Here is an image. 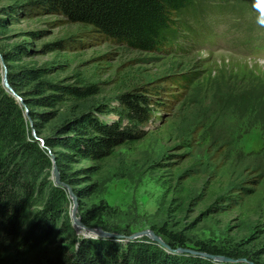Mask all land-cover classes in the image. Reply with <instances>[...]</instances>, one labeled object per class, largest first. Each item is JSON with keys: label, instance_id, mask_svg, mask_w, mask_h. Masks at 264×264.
<instances>
[{"label": "trees", "instance_id": "1", "mask_svg": "<svg viewBox=\"0 0 264 264\" xmlns=\"http://www.w3.org/2000/svg\"><path fill=\"white\" fill-rule=\"evenodd\" d=\"M211 1L24 0L1 7L0 27L17 21L18 16L58 14L66 22L78 24L83 29L82 34L114 42L126 49L171 55L180 41L179 31H186L188 37L190 33L201 32L193 23ZM261 24L253 16L248 23L255 28ZM68 42L69 39L51 41L43 44L41 50H57ZM28 49L25 42L9 50L0 48L7 81L23 99L29 113L26 116L23 105L7 94L1 84L0 71V264H247L168 252L146 238L123 242L78 237L77 241L67 211V193L50 179V153L55 157L61 180L71 185L78 195L81 189L77 187L79 181L75 175L87 169L73 171L70 164L81 160H105L116 148L134 143L144 135V127L159 117L155 116L157 107L173 109L176 104L171 126L176 145L185 152L184 157L197 159L195 155L201 153L200 172L206 171L208 176L212 173L215 178L218 168L235 169L246 162L234 187L219 194L207 213L222 209L220 206L226 204L232 206L246 192L248 183H255L253 175L264 174V71L249 69L239 75V72L219 66L214 71L168 73L160 80L143 77L132 88L116 94V105L72 111L55 122L58 109L66 101L97 95L99 88L95 83H63L44 78L45 74L53 73L48 72L51 68L30 65L15 68L9 64L17 53L25 55ZM172 83L180 85V90L169 94L172 100L164 99L162 91H169L166 86ZM36 107L42 110H34ZM107 112H115L118 118L111 121L102 118ZM230 120L232 124L227 123ZM241 121L245 127L260 126L263 146L259 151L245 153L237 148L239 134L234 125ZM33 131L44 145L32 135ZM182 174L188 178L195 172L186 169ZM105 212L103 205H94L81 212V222L85 226L95 221L101 223ZM151 229L171 249L193 248L261 264L255 260L257 252L248 256L236 247L224 250L204 242H194L195 246L190 247L183 229H171L166 224ZM121 233L127 236L131 230ZM66 234L71 235L70 246L51 245L56 237ZM75 242L76 246H71Z\"/></svg>", "mask_w": 264, "mask_h": 264}, {"label": "rangeland", "instance_id": "2", "mask_svg": "<svg viewBox=\"0 0 264 264\" xmlns=\"http://www.w3.org/2000/svg\"><path fill=\"white\" fill-rule=\"evenodd\" d=\"M22 1L0 0V10ZM208 6L196 17L199 22L193 23L201 32L197 35L190 33L188 37L186 31H182L183 34L179 31L180 41L171 51L175 54L171 55L126 49L114 42L82 34L83 29L78 24L68 23L58 14L18 16L17 21L0 27V48L9 50L25 42L28 52L25 55L17 53L14 60L8 61L13 67L51 68L48 72L53 73L45 74L44 78L97 85L99 94L83 100L66 101L58 109L55 122L72 111L116 105V94L132 88L143 77L160 80L168 73L214 71L219 66L239 72V75L249 69L264 71V0H212ZM252 16L262 22L261 26L248 25ZM32 31L41 32L30 35ZM68 39V45L57 50H41L45 43ZM0 65L2 73L5 63L0 61ZM174 84L166 86L169 91H162L164 99L172 100L169 94L179 92L180 85ZM175 106L173 109L157 107L155 116L159 117L144 127V135L134 143L116 148L115 153L105 160H81L70 164L73 171L87 169L75 175L79 181L77 187L81 189L78 195L70 185L77 202L76 216L81 220V212L94 205H103L106 212L101 223L92 222L90 227L119 234L122 230H131L132 234L145 229L154 231L151 227L156 230L166 224L171 229H183L190 247L195 246L194 242L214 244L224 250L236 247L248 256L257 252L255 260L264 264V174L253 175L255 183L249 182L246 192L232 206L219 205L222 209L207 213L219 194L234 187L246 162L235 169L227 166L218 168L215 178L212 173L208 176L206 171L200 172L202 167L198 162L203 160L201 153L200 156L195 155L198 160L193 156L184 157L185 152L176 145L171 129ZM23 108L27 109L24 102ZM34 110L42 109L36 107ZM25 114L28 116V111ZM102 118L111 121L118 116L115 112H107ZM232 122L227 121L228 124ZM245 126L242 121L234 125L239 134L237 148L245 153L259 151L263 146L260 126ZM186 169L193 170L195 174L182 177ZM65 191L70 217L73 200ZM70 220L78 241V237H82L80 231H85ZM140 238L151 240L146 236ZM70 239L68 234L58 236L51 245L70 246ZM76 243L71 246H76Z\"/></svg>", "mask_w": 264, "mask_h": 264}, {"label": "water", "instance_id": "3", "mask_svg": "<svg viewBox=\"0 0 264 264\" xmlns=\"http://www.w3.org/2000/svg\"><path fill=\"white\" fill-rule=\"evenodd\" d=\"M0 61L3 64V60H2V56L1 55H0ZM1 84H2L3 88L5 89V91L7 92V94L15 97L18 100V102L21 105H23V99L19 95H17L15 93V91L9 85V83L7 81V70H6L5 66L3 67V70H2V73H1ZM25 112L27 113V109H26ZM26 116H27V114H26ZM32 135L34 137H36L35 131L32 132ZM38 139L40 141V144L44 145V141L41 138H38ZM50 158H51V162H52V168H51L52 170L50 172V176H51V178H52V180L54 182V185L60 186V187H62L64 189H66L69 192V195L71 196V198L73 200V205L71 207L70 218L72 219L74 225L83 228V230L85 231V233H83L81 238H84V237L111 238V239H114L116 241L127 242L129 240H135V239L140 238L142 236H146V237H149L151 239V241H153L157 245H159V246L163 247L164 249H166L168 252L179 253V254L197 255V256H201L203 258H208V259H211V260L217 261V262H228V263L241 262V263H247V264H254L252 261H248L246 258L232 259V258L227 257V256L214 255V254L206 253V252H203V251L195 250L193 248L171 249L170 246L161 238V236H159L158 234H156L154 231H152L150 229L140 230V231H137V232H134L132 234H129V235L125 236L123 234L102 230L99 227L85 226L81 222L80 217L76 216L77 202H76V197H75V195L73 194V192H72V190L70 188V185L61 180L60 174H59V169H58V166L55 163V157H54V155L52 153H50Z\"/></svg>", "mask_w": 264, "mask_h": 264}, {"label": "bare ground", "instance_id": "4", "mask_svg": "<svg viewBox=\"0 0 264 264\" xmlns=\"http://www.w3.org/2000/svg\"><path fill=\"white\" fill-rule=\"evenodd\" d=\"M81 235H83L82 231H80Z\"/></svg>", "mask_w": 264, "mask_h": 264}]
</instances>
